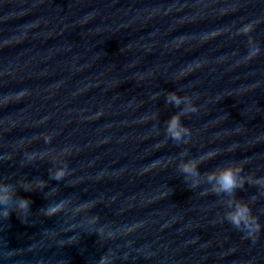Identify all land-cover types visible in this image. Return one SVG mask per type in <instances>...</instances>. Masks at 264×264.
<instances>
[{
    "label": "water",
    "instance_id": "obj_1",
    "mask_svg": "<svg viewBox=\"0 0 264 264\" xmlns=\"http://www.w3.org/2000/svg\"><path fill=\"white\" fill-rule=\"evenodd\" d=\"M171 92L199 109L187 143ZM228 164L243 186L217 194ZM262 179L264 0H0V188L32 201L0 219V264H264V227L226 221L247 203L264 225Z\"/></svg>",
    "mask_w": 264,
    "mask_h": 264
},
{
    "label": "clouds",
    "instance_id": "obj_2",
    "mask_svg": "<svg viewBox=\"0 0 264 264\" xmlns=\"http://www.w3.org/2000/svg\"><path fill=\"white\" fill-rule=\"evenodd\" d=\"M253 30L252 22L245 24L241 29H239L242 33H249ZM259 48L252 49L248 52L245 59H252L259 54ZM186 71L180 72V77L184 76ZM26 94V91H21L17 93V96H21ZM167 100L169 103H174L176 107H180L182 103H186V106L181 110L179 114H174L168 122L166 132L169 137L176 142L187 143L188 141L184 139V137H188L190 139L191 133L189 128L181 123L180 117L182 115H188L198 112V106L194 105L189 97H181L176 92L169 93ZM218 155L217 150H211L205 153L200 159L203 160L205 158H212ZM34 154L29 155V159H33ZM182 170L186 175H199L198 171H196V163H188L182 166ZM242 167L239 164H228L225 165L218 170L214 171L212 174H209L208 180L215 181L216 187L213 188V191L219 194L220 192L227 193L229 195L233 194L234 190L238 187H242L244 181L242 179H238L239 173L242 171ZM68 174L67 169H62L57 171L53 175V179L62 180L65 175ZM257 184H264V179L255 181ZM39 187L44 186V182L41 181L38 183ZM197 185L195 183L191 184V188H195ZM24 190L29 191L30 185L25 183ZM55 191V190H53ZM15 188L11 184H5L2 188H0V205L4 206V211L2 217L0 219H7L10 217L12 213V208L10 205L13 203L16 204L18 209V215H20L23 219H27L28 213L30 211L32 201L24 196H20L18 199H15ZM255 199V197H253ZM64 206V201H61L56 204L49 205L46 209H41V212L46 216H53L60 212ZM226 221L230 223L233 228L245 233L244 239H253L256 240L259 238V234L261 232L262 225L260 223L259 218L254 214L252 208L247 203H238L236 204L233 211H230L226 215ZM99 264H107V257H102Z\"/></svg>",
    "mask_w": 264,
    "mask_h": 264
}]
</instances>
